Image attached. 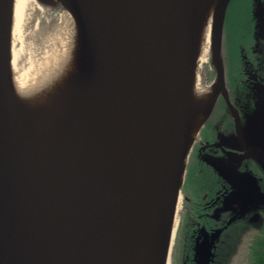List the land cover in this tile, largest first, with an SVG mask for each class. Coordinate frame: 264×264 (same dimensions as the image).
Wrapping results in <instances>:
<instances>
[{"label":"water","instance_id":"water-1","mask_svg":"<svg viewBox=\"0 0 264 264\" xmlns=\"http://www.w3.org/2000/svg\"><path fill=\"white\" fill-rule=\"evenodd\" d=\"M37 1L50 2L52 7V0ZM230 2L224 1L218 28L214 71L220 87L198 133L222 96L236 126L234 133L219 135L217 144L242 152L240 158L253 159L264 168V118L252 115L240 126L228 100L222 40ZM72 3L83 41L91 97L98 109L124 102L129 115L125 133L130 132L131 136L128 144L121 137L109 151L112 158L104 166L107 172L89 194L92 203L87 215L91 220L80 257L71 264H137L149 235V264H160L175 167L170 80L166 72L169 46L164 25L152 0ZM6 36L7 12L4 0H0V264H51L35 237L22 198V178L17 172L8 110ZM104 113L101 111L96 117L99 126L95 128L103 135L110 126ZM194 142L184 168V181ZM203 161L230 188L215 216L228 213L235 220L264 208V190L259 180L250 172H240L237 160L205 155ZM93 222L97 223L92 226ZM200 236L194 264H212L215 238L205 228H201Z\"/></svg>","mask_w":264,"mask_h":264},{"label":"bare ground","instance_id":"bare-ground-1","mask_svg":"<svg viewBox=\"0 0 264 264\" xmlns=\"http://www.w3.org/2000/svg\"><path fill=\"white\" fill-rule=\"evenodd\" d=\"M152 1L164 25L169 46L166 72L170 80L175 167L160 264H171L184 202L181 188L187 157L210 111L212 97L220 87L217 80L211 86L205 85L203 66L209 62L211 68L217 67L218 28L225 0ZM4 4L7 12L8 110L17 172L22 178V198L35 237L48 261L51 264H71L80 257L79 251L91 220V216L85 214L92 203L89 194L94 192L96 184L107 172L104 166L112 158L109 151L121 137L125 145L130 141V132L125 133L129 124L128 109L121 101L98 109L93 101L72 0H56L55 5L60 8L58 20L50 18V2L4 0ZM45 80H52L48 88L57 84L53 93L59 97L63 95L57 97V108L48 107L44 99L42 114L36 117L24 114L20 118L18 105L29 98V104L34 105L45 88ZM59 109L61 111H57ZM101 111L105 112L102 116L110 120L108 135H103L99 129L95 132L99 126L96 117ZM50 120L54 126L49 124ZM62 125L68 131L67 136L62 137L64 141L59 143L56 140L59 134H55L51 127L56 130L55 126ZM91 135L100 141L96 143L97 149L93 148V153L89 154ZM33 145L40 150L38 162L41 163L42 177L38 182L29 179L34 167L31 163L37 160L30 148ZM86 168L93 172L90 177V172H83ZM33 182L42 188L39 192ZM40 193L42 199L37 197ZM41 220L53 224V234L57 235L54 242L49 240L52 234L48 237L43 231ZM146 240L145 251L137 264H149L151 235Z\"/></svg>","mask_w":264,"mask_h":264},{"label":"flooded vegetation","instance_id":"flooded-vegetation-1","mask_svg":"<svg viewBox=\"0 0 264 264\" xmlns=\"http://www.w3.org/2000/svg\"><path fill=\"white\" fill-rule=\"evenodd\" d=\"M250 37V43L253 41L251 46L253 52L251 64L245 62L240 55L239 61L241 66L236 68L237 78L240 77L238 78V96H236L235 91H233L230 83L227 81L228 100L237 113L240 126H243L245 122L254 115L255 110L259 109L258 106L264 103V95H262V93H264V41L256 40L257 34L253 33V24L251 25ZM240 45L241 44H239V49L241 51L242 47L240 48ZM258 90L260 91L258 92ZM261 117L264 118V115ZM210 119H212V122L210 124L207 123L205 128L201 131V140L192 147L189 156V162L191 163L187 170V180L189 178L198 181L201 180L203 183L202 191L199 192V189L196 191L192 190L191 194L186 196V201L198 202L202 200L201 207H198L197 210L200 212L199 217L205 218L206 222L197 226L199 233L201 228H205L210 234L216 233L217 231L223 232L217 244L216 241L214 242V248L212 249L215 258H217L220 255L222 246H226L230 242L229 234L233 233L235 230H242L244 228L242 226H236L235 221L230 222L232 217H229L228 213L215 216L216 209L220 207L223 198L229 194L230 188L219 175L203 161V157L207 155L237 160L240 164L238 170L240 172L252 173L259 180V184L263 190L264 168L253 159L246 158L243 160L240 158L239 156L242 155V152L230 151L217 144L219 143V135L234 133L236 126L234 115L228 109L222 96L218 98L213 115ZM205 129H207L208 132L202 136ZM260 213L262 214V211ZM257 214L256 211L253 213L251 212L243 217L241 222L247 224L257 223L261 218V216L258 217ZM215 258H213L214 262L216 261Z\"/></svg>","mask_w":264,"mask_h":264},{"label":"trees","instance_id":"trees-1","mask_svg":"<svg viewBox=\"0 0 264 264\" xmlns=\"http://www.w3.org/2000/svg\"><path fill=\"white\" fill-rule=\"evenodd\" d=\"M232 1V0H231ZM231 2L229 4V7ZM228 7V9H229ZM244 14L234 17L233 20V30L232 35L229 37L225 43H223V54L225 59V66L228 73V82L231 88L235 91L236 96H238L239 89V79L237 78L236 68L241 66L239 57L251 64V59L253 56L252 52V42L250 43L251 35V25L253 24V33L257 34L256 40L264 41V0H246ZM251 10V12H250ZM229 10H227V13ZM229 42V46H227ZM239 44L241 51L239 49ZM243 44V45H242ZM254 64V62H253ZM239 76V75H238ZM262 108V109H261ZM255 113L264 115V106L255 110ZM218 116V114H217ZM212 119L209 120L210 124ZM193 176V174H192ZM192 179V178H191ZM195 183L197 189L202 191V181L192 179ZM202 200L198 202L184 201V208L182 212L181 224L177 231V238L175 243V251L173 255V261L176 258L179 259V264H194L195 253L197 243L200 239V233L197 226L203 224L205 218H201L198 207L200 208ZM260 220L257 223L247 224L241 222V219L230 220V222L235 221L236 226H242L245 238L242 240L244 243V263L243 264H264V211L260 213ZM223 232L217 231L213 233L212 236L215 238L216 244ZM214 248V247H213ZM225 246L220 249V255L213 259L212 264H221L223 257V251ZM213 252V251H212ZM214 254V252H213Z\"/></svg>","mask_w":264,"mask_h":264},{"label":"rangeland","instance_id":"rangeland-1","mask_svg":"<svg viewBox=\"0 0 264 264\" xmlns=\"http://www.w3.org/2000/svg\"><path fill=\"white\" fill-rule=\"evenodd\" d=\"M53 1V6L51 7V10H50V18L51 19H56L58 20V18L60 17V8L55 5L56 3V0H52ZM245 6H246V0H232L231 1V5L229 7V13H228V18H227V21H226V24H225V34H226V41H227V35L228 33L230 34L233 30V20L235 19L234 17H237L239 15H241V12L244 14L245 12ZM223 43H224V32H223V40H222V46H223ZM204 70L206 72V81H205V85L206 86H211L214 84V81H215V71L213 68L210 67V64L209 62H207L206 64H204ZM52 81V80H51ZM51 81H48V80H45L44 82H46L45 84V88H43V91L40 92V96H39V99L37 100V102L34 103V105H30V98L29 99H25L21 105H18V110L20 112L19 116L20 118H22V115L24 116V114H26V116H30V115H33V116H38L40 114H42V111L44 110V107H45V103H44V99L47 100V106L48 107H51V108H57V102L59 101V98L63 95L60 94V97H59V94H55L53 93L54 90L57 89V84H53L50 88H48V86H50V83ZM52 89V90H50ZM42 94V95H41ZM57 97H59L57 99ZM29 105L30 108H27V106ZM57 111H61V109L57 110ZM30 112V113H29ZM51 116V115H50ZM54 118V116H52ZM20 121V120H19ZM50 125L54 126V122L52 120H50ZM49 128V126L47 127ZM56 130L54 128L51 127L52 131L55 132V134H59L58 137H57V141L59 143H62L64 141V138L67 136L66 132L68 131L65 126H59V127H56ZM208 130L205 129L202 133V136L207 134ZM65 133V134H64ZM37 134V133H36ZM64 134V136H63ZM32 137V135H31ZM64 137V138H62ZM40 139L42 141H44L41 136H40ZM90 139H92V141L90 142ZM201 140V132H199V134L197 135V139L195 140L196 144L197 142ZM96 139L94 138L93 135H91L88 139V144H89V148H88V152L89 154L93 153V148L96 149ZM195 144V145H196ZM34 146V145H33ZM30 148L32 149V152L34 153V155L36 156V162H30L31 165H34V167L31 169L32 170V173L30 175V178L29 179H33V180H36L38 182V179H41L42 177V167H41V163L38 162V159H39V156H38V151L40 152L39 148L37 147H31ZM30 152V154H33ZM40 154V153H39ZM64 154L63 153V159H64ZM41 156V154H40ZM68 158V157H67ZM88 159H90V157H88ZM78 163L80 162L79 160H77ZM190 163L189 162L187 165V170L189 169V166H190ZM88 167V165H86ZM86 172L85 174H88V172H90L89 174V177L90 175L93 173L91 172L88 168H86L85 170H83V172ZM195 183L191 178H189L187 180V177H186V180H185V184L183 185V196H188L189 194H191V191H196L197 190V187L195 186ZM34 186L38 189V192L40 191V189H42L41 187H38V184L36 182H33ZM42 191V190H41ZM59 194V193H58ZM48 196V195H47ZM37 197L39 198H43V194L40 193V194H37ZM55 200V199H53ZM36 201L42 203V201H40L39 199L36 198ZM44 205V204H43ZM183 208H184V202L182 204V208H181V215H180V222H179V226L181 224V220H182V212H183ZM44 209H47V207L45 206ZM53 212V211H52ZM86 214H88L87 211H85ZM40 217V216H39ZM41 223L43 224L44 228H43V231H45V234L49 237V235H51L49 237V240L52 242H54L53 239H56V236L57 235H54L53 234V231L54 229L52 228L53 224L51 223H48L47 222H44V220H41ZM52 225V226H51ZM178 226V228H179ZM178 231V230H177ZM176 238H177V234H176ZM176 238H175V241H174V247H173V250H172V258H171V264H172V261H173V255H174V251H175V243H176ZM229 238H230V242L225 246L224 248V251H223V254H222V257H223V260L222 262H220L221 264H243L244 263V243L245 242L243 241V244H242V240L245 238L244 236V233L242 230H235L233 233H230L229 234ZM179 259L176 258L173 262V264H179Z\"/></svg>","mask_w":264,"mask_h":264}]
</instances>
